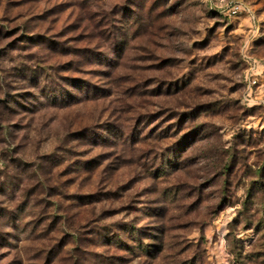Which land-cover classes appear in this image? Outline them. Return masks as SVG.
I'll use <instances>...</instances> for the list:
<instances>
[{
	"label": "rangeland",
	"instance_id": "rangeland-1",
	"mask_svg": "<svg viewBox=\"0 0 264 264\" xmlns=\"http://www.w3.org/2000/svg\"><path fill=\"white\" fill-rule=\"evenodd\" d=\"M0 264H264V0H0Z\"/></svg>",
	"mask_w": 264,
	"mask_h": 264
},
{
	"label": "trees",
	"instance_id": "trees-1",
	"mask_svg": "<svg viewBox=\"0 0 264 264\" xmlns=\"http://www.w3.org/2000/svg\"><path fill=\"white\" fill-rule=\"evenodd\" d=\"M9 189H11V188L8 187V188L6 189V191H9ZM6 218H8V219H12V218H11V214H7Z\"/></svg>",
	"mask_w": 264,
	"mask_h": 264
},
{
	"label": "built area",
	"instance_id": "built-area-1",
	"mask_svg": "<svg viewBox=\"0 0 264 264\" xmlns=\"http://www.w3.org/2000/svg\"><path fill=\"white\" fill-rule=\"evenodd\" d=\"M235 8L238 10V9H241L242 6H241V5H238V6H236Z\"/></svg>",
	"mask_w": 264,
	"mask_h": 264
}]
</instances>
